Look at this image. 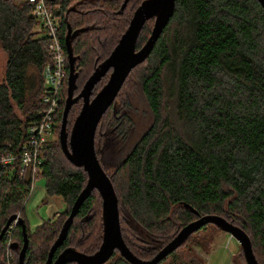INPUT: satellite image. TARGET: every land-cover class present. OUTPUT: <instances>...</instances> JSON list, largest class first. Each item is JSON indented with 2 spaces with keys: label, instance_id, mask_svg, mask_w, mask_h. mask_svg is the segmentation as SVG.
Masks as SVG:
<instances>
[{
  "label": "trees",
  "instance_id": "16d2710c",
  "mask_svg": "<svg viewBox=\"0 0 264 264\" xmlns=\"http://www.w3.org/2000/svg\"><path fill=\"white\" fill-rule=\"evenodd\" d=\"M124 1H55L60 6L59 37L67 56L69 26L73 32L75 95L110 55L143 0H128L122 8ZM154 22L151 18L145 23L138 49L151 35ZM36 26L26 0H0V46L7 54L0 82V155L20 153L28 126L45 107L49 39ZM66 63L64 100L68 57ZM110 72L96 84L92 97L106 84ZM130 85L143 95L151 124L124 153L136 127L135 108L126 91ZM64 104L56 116L58 137L44 145L39 173L46 180L47 195L60 196L67 203L63 216L55 215L31 229L24 202L32 182L20 176L19 169L15 172L0 163V232L10 216L24 218L30 240L26 264L45 263L88 180L83 167L68 160L59 141ZM82 104L80 99L71 107L68 130ZM95 146L119 199L123 237L138 257L153 258L199 215L218 214L249 234L254 253L264 264V8L259 0H176L175 13L152 53L130 72L103 115ZM102 212V197L95 189L55 257L69 246L95 253L103 240ZM210 226L221 230L209 223L194 232L171 253L186 247L188 255H174L170 264H206L198 249L209 251L215 238L208 234ZM7 241V237L0 241V264L9 250L11 264H19L20 224L10 248ZM242 255L247 264L243 250ZM105 264L131 263L116 250Z\"/></svg>",
  "mask_w": 264,
  "mask_h": 264
},
{
  "label": "water",
  "instance_id": "95a60500",
  "mask_svg": "<svg viewBox=\"0 0 264 264\" xmlns=\"http://www.w3.org/2000/svg\"><path fill=\"white\" fill-rule=\"evenodd\" d=\"M264 8V0H259ZM125 0L122 8H125ZM176 0H143L136 8L128 28L122 34L117 45L110 55L99 63L81 91L75 95L77 88L78 72L75 71L76 57L72 49L73 32L71 27L65 38L68 53L69 75L67 97L65 99L59 141L68 160L83 169L88 174V180L75 199L69 216L63 223L61 231L53 243L48 258L44 264H105L118 250L131 264H158L175 250H177L194 232L205 225L212 223L222 231L230 233L240 244L247 264H260L254 253L252 240L249 234L238 225L218 214H203L186 224L176 236L164 245L153 258L142 259L129 248L122 234L119 199L113 182L98 158L95 146V136L98 125L110 106L116 100L122 86L130 72L144 62L152 53L158 39L175 13ZM154 18V27L145 44L137 48V43L145 23ZM110 77L106 84L92 97L94 87L109 72ZM82 99V108L77 115L73 126L68 130V115L74 103ZM98 190L102 197L103 210V240L100 248L92 254L82 252L75 247L64 248L56 257V251L62 246L68 236L74 218L79 213L81 206ZM197 213V211H195ZM198 214V213H197ZM18 220L22 227L23 246L19 253V264H26L25 257L29 247L27 225L23 217L14 214L9 217L2 231L0 241L11 223Z\"/></svg>",
  "mask_w": 264,
  "mask_h": 264
},
{
  "label": "built area",
  "instance_id": "2783aa9c",
  "mask_svg": "<svg viewBox=\"0 0 264 264\" xmlns=\"http://www.w3.org/2000/svg\"><path fill=\"white\" fill-rule=\"evenodd\" d=\"M32 6V15L37 19L36 30L49 39L50 62L44 69L45 93L43 102L45 107L40 111L39 118L33 121L27 129V136L21 144L20 153L12 151L0 155V163L19 169L20 176H25L32 182V186L26 195L24 204L31 198L34 192V182L41 170L43 162L42 149L44 145L53 139L56 126V112L65 101L61 89L67 74V54L60 40L61 17L57 14L59 4L56 0H26ZM20 215V214H19ZM14 220L7 229L8 248L12 245L14 231L18 225ZM13 254L7 252L3 264H11Z\"/></svg>",
  "mask_w": 264,
  "mask_h": 264
},
{
  "label": "rangeland",
  "instance_id": "374dc122",
  "mask_svg": "<svg viewBox=\"0 0 264 264\" xmlns=\"http://www.w3.org/2000/svg\"><path fill=\"white\" fill-rule=\"evenodd\" d=\"M6 63L7 54L0 46V82L4 81ZM82 76L83 74L81 75L80 79L81 83L83 81ZM126 91L135 108L132 111V115L135 120L136 127L132 133L129 144L126 145L125 151H123L124 153L129 149L130 145L133 144L140 137V135L148 129L149 125L151 124V114L140 90H133V87L130 85ZM57 113L58 112H56V116ZM51 137H53V139L58 137L57 132ZM112 166H114V164L106 167L107 170H111ZM45 184V178L39 174L34 182V192L31 195V198L24 204L25 216L31 229H35L45 220L52 218L55 215L63 216L62 212L67 209V203L62 197L47 195ZM208 234L215 236L214 241L210 245L209 251L205 252L198 249L204 260H206V264H245L241 246L238 241L230 235V233L219 230L214 226H210L208 228ZM187 252L188 250L185 247L184 249H181L179 253H174L167 256L166 259L161 262V264H170L174 255L179 256V254H181L182 256H187Z\"/></svg>",
  "mask_w": 264,
  "mask_h": 264
}]
</instances>
